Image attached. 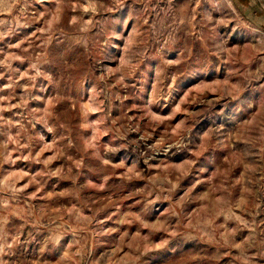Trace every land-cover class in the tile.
<instances>
[{
    "label": "rangeland",
    "instance_id": "rangeland-1",
    "mask_svg": "<svg viewBox=\"0 0 264 264\" xmlns=\"http://www.w3.org/2000/svg\"><path fill=\"white\" fill-rule=\"evenodd\" d=\"M0 264H264V0H0Z\"/></svg>",
    "mask_w": 264,
    "mask_h": 264
}]
</instances>
